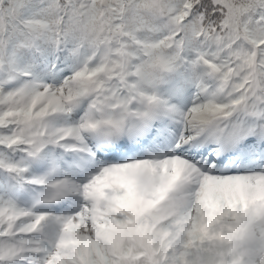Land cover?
Instances as JSON below:
<instances>
[{
    "label": "snow or ice",
    "instance_id": "1",
    "mask_svg": "<svg viewBox=\"0 0 264 264\" xmlns=\"http://www.w3.org/2000/svg\"><path fill=\"white\" fill-rule=\"evenodd\" d=\"M0 264H264V0H0Z\"/></svg>",
    "mask_w": 264,
    "mask_h": 264
}]
</instances>
